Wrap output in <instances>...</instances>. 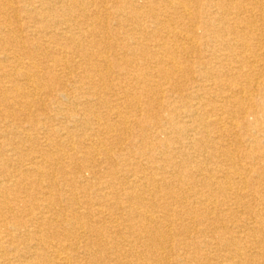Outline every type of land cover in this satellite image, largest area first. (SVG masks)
Segmentation results:
<instances>
[{"label":"bare ground","instance_id":"6f19581e","mask_svg":"<svg viewBox=\"0 0 264 264\" xmlns=\"http://www.w3.org/2000/svg\"><path fill=\"white\" fill-rule=\"evenodd\" d=\"M0 264H264V0H0Z\"/></svg>","mask_w":264,"mask_h":264}]
</instances>
